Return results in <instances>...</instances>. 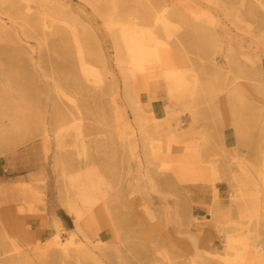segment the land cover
<instances>
[{
  "label": "rangeland",
  "instance_id": "374dc122",
  "mask_svg": "<svg viewBox=\"0 0 264 264\" xmlns=\"http://www.w3.org/2000/svg\"><path fill=\"white\" fill-rule=\"evenodd\" d=\"M0 264H264V0H0Z\"/></svg>",
  "mask_w": 264,
  "mask_h": 264
},
{
  "label": "bare ground",
  "instance_id": "6f19581e",
  "mask_svg": "<svg viewBox=\"0 0 264 264\" xmlns=\"http://www.w3.org/2000/svg\"><path fill=\"white\" fill-rule=\"evenodd\" d=\"M56 241H57V238H56Z\"/></svg>",
  "mask_w": 264,
  "mask_h": 264
}]
</instances>
